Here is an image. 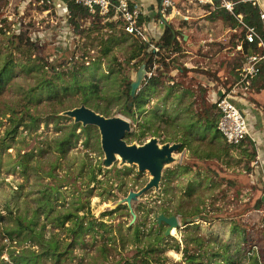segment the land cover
Instances as JSON below:
<instances>
[{
    "label": "rangeland",
    "instance_id": "obj_1",
    "mask_svg": "<svg viewBox=\"0 0 264 264\" xmlns=\"http://www.w3.org/2000/svg\"><path fill=\"white\" fill-rule=\"evenodd\" d=\"M171 1L179 13L165 19L178 33V52L157 51L165 28L151 22L159 19L155 12L140 18L151 22L148 30L155 36L144 40L99 18L95 26L76 19V27L61 0H0V69L9 59L13 64L0 93V247L5 245L0 264H20L15 258L26 251L39 255L34 264H185V251L210 264L264 260V206L254 208L258 198L264 200V69L248 96L253 112L246 121L254 142L246 139L234 147L221 135L215 139L217 129L210 125L219 118L216 93L237 81V70L255 50L238 51L243 31L212 20L210 9ZM153 2L148 13L161 10L158 0ZM260 4L264 8V0ZM142 43L157 56L150 76L145 68L138 93L145 79L154 76L158 82L146 91L142 111L133 118L123 107L127 85L135 80L140 61H146L145 52L130 60ZM81 63L95 65L78 74L76 83L68 74L51 76L57 94L34 89L50 65L66 73ZM90 83L97 87L83 104L84 85ZM94 105L108 111L107 118L120 116L129 123L126 135L132 137H124L129 145L149 138L176 145L178 159L162 165L156 186L136 165L118 159L105 166L98 129H86L68 113L81 106L95 111ZM26 112L35 118L32 125ZM11 116L21 124L7 135ZM63 137L69 142L58 152L56 142ZM186 141L190 150L181 148ZM217 150L218 159L199 158ZM91 175L96 181L91 182ZM191 212L210 220L188 224L185 219L196 215L183 218L179 213ZM160 213L179 220L171 236L163 237L166 226L157 228L153 220ZM68 214L82 218L81 228L74 227L73 216L62 223ZM134 227L140 229L138 242ZM159 229L164 231L155 253L137 255L136 248L153 242ZM50 240L60 243L58 260L43 252V241Z\"/></svg>",
    "mask_w": 264,
    "mask_h": 264
},
{
    "label": "trees",
    "instance_id": "obj_2",
    "mask_svg": "<svg viewBox=\"0 0 264 264\" xmlns=\"http://www.w3.org/2000/svg\"><path fill=\"white\" fill-rule=\"evenodd\" d=\"M64 4H66V9L68 12V19L72 24H75L76 26V19H87L88 20V13L86 11V9H84L83 7L76 5L72 2L66 1V0H61ZM235 15H242L243 16V20L246 24L250 25V26H254L259 33H262V23L258 17V8L252 6L249 3H245V4H239L236 6L235 8ZM158 16V14L156 15ZM211 19H220L222 20L224 23L228 24L229 26H231L232 28L238 27L237 22L235 20V18L231 15H229L226 11L224 10H215L212 11L210 13ZM160 17V15H159ZM142 19L139 20V23H141ZM91 26H95L94 25V21L91 23ZM77 27V26H76ZM164 33L162 34V36L160 37L159 40V44L157 45L156 49L158 52L160 51H179V45H178V41H177V35L178 33L176 31H174L172 29V27L170 26L169 23H165L164 25ZM114 39V38H113ZM110 43H111V39H108L107 41L103 42V49H102V56H106L107 53L109 52V47H110ZM244 50H249V45L244 44L243 45ZM148 45L145 43H142V45L138 48V51L135 53H132L130 60H135L136 58L141 56V53H144L146 61H140L141 63H143L145 65L146 68V72L149 73L151 70V67L154 65V63L156 62L154 60V57L157 56L156 53L153 52V50L148 51ZM250 49H254L255 50V46L253 45L252 47H250ZM93 65H95L94 63H92L91 66H85L81 63V65L79 67H77L76 65H72L69 67V69L67 70L66 73L61 72L58 70V66L52 64L50 65V67L47 69V71H44L45 76L43 75L42 81L35 86L34 89H40V90H44L49 94L55 95L57 94L56 88L57 86H55L53 84V81L51 80V76H56L58 78H61L62 76H65L66 74L70 75L71 80L73 82H77V76L78 74L87 71L88 69H90V67H92ZM13 66L12 64V60L9 59L8 63H5L2 68L0 69V93L2 92L3 86L6 84L8 78L10 77V67ZM149 70V71H148ZM110 73H108L107 75H104L106 78H108ZM259 76V75H258ZM158 82V77H150L149 79H145L144 81V86L143 88L140 90V92L135 96V98L132 101V106L129 107L128 106V101L130 100V96H129V91H130V84L128 83L127 85V92H126V99L127 101L124 103V110L123 112H125V114L129 115L130 117H133V115L136 112H141L142 111V107L144 105L143 99H144V95L146 93L147 90L153 89L155 88L156 83ZM253 83V82H252ZM96 84H88V85H84V89L85 91V96L83 97V104H86V101L88 100V97L90 96V92L92 91V89H96ZM252 87V85H251ZM34 89H32V91H34ZM79 90V89H78ZM133 108H135V111L133 110ZM93 109L96 111V113H99L101 115H104L105 117H108L109 112L101 109L100 107H97L96 105L93 106ZM25 111V110H24ZM25 113V112H24ZM11 115L15 114V111H11L10 113ZM29 117L30 120V124L32 125L33 122L35 121L34 117H31L29 114H26ZM219 117V116H218ZM134 118V117H133ZM218 120V119H217ZM10 122L13 126V128L8 131L7 135H11L14 134L16 132V129L20 126V118H15L14 116H11L10 118ZM76 127V126H75ZM211 130H215V128L217 129V121H216V125H210ZM86 129H90V126H87ZM69 134L73 135V130L69 131ZM220 135V133L218 132V130L215 131L214 137L215 139ZM128 137H132L131 135H125ZM150 136H155V134H151ZM219 139V138H218ZM248 140V139H247ZM69 142V137H63L61 139H58V141L56 142V150L58 152H62L63 148L65 145H68ZM235 147V146H234ZM182 149L183 148H187L190 150V146L186 143L182 144ZM220 150H217L215 152H208L203 154L202 156H200L199 158L201 159H206V160H210V159H218V155L216 154V152H219ZM254 157V155L252 156ZM179 170L182 172H187L189 171V169H187L186 167H179ZM48 175L52 176V173L49 171ZM96 181V177L94 175H91V182ZM262 206H264V200L260 197L258 198V200L256 201L255 204V209H259ZM12 212L10 211V214ZM181 214V216L183 218H187L191 215H196L198 214V212H191L189 214H183V213H179ZM73 215L68 214L63 216V221L69 220V218H71ZM73 217L76 218L75 221V225L74 227H78L81 228L82 226V218L76 217V215H74ZM78 219V220H77ZM16 220L19 223L20 228L23 227L22 222L20 220V217H16ZM30 224V222L28 223ZM88 228H93V224L92 223H88L87 225ZM71 230H75V228L71 229ZM30 231L32 232V230L30 229ZM158 233L153 237V242H148L146 245L143 246L142 249L136 248V254L137 255H142L143 257H148L150 258L151 254L155 253V249H154V245L158 242H160V240L162 239V233H163V229H159L156 230ZM160 232V233H159ZM33 233V232H32ZM133 233H134V240L135 242L139 241V235H140V229L139 227H134L133 229ZM36 237H39V235L36 234ZM12 237L10 236L9 241H12ZM43 252L46 256H54L55 259H59L60 258V243L58 241H54V240H50V241H43ZM5 245H2L0 247V254L2 253V251L4 250ZM57 255V257H56ZM59 255V256H58ZM104 255V254H103ZM217 253H214L213 256H216ZM44 256V255H43ZM104 257H106L104 255ZM200 255L198 254H188L185 251V255H184V263L185 264H210V262L206 261L203 262L202 260L199 259ZM17 263L20 264H34L35 261H37L39 259V255L35 254L32 251H26V253H21L20 255H18L16 258ZM227 261V260H226ZM155 263H157L158 261H154ZM226 264H232L231 262H227ZM248 264H264V260L262 262H259L258 259L254 258L252 261H250V263Z\"/></svg>",
    "mask_w": 264,
    "mask_h": 264
},
{
    "label": "built area",
    "instance_id": "obj_3",
    "mask_svg": "<svg viewBox=\"0 0 264 264\" xmlns=\"http://www.w3.org/2000/svg\"><path fill=\"white\" fill-rule=\"evenodd\" d=\"M86 9L88 21L93 22L95 18L105 25L119 27L125 34L141 37L144 40L150 37L148 26L145 22L139 23L144 16L143 5L138 0H66ZM188 4L205 7L211 11L224 10L233 16L238 28L243 31L242 43L237 45L238 51L244 52V44L255 46V51L246 57V61L237 70L238 79L227 90L220 89L216 100L213 102L219 118L217 130L228 145L238 146L246 139L251 143L254 139L250 133L246 121L249 115V93L253 80L264 69V8L261 0H186ZM249 3L258 8V17L262 23V33L254 27L246 24L242 15H235V8L239 4ZM66 5V4H65ZM162 22H166V15L178 14L175 4L171 0L160 2ZM173 16V15H172ZM165 24V23H164ZM243 50V51H242ZM147 73V76L150 74Z\"/></svg>",
    "mask_w": 264,
    "mask_h": 264
},
{
    "label": "water",
    "instance_id": "obj_4",
    "mask_svg": "<svg viewBox=\"0 0 264 264\" xmlns=\"http://www.w3.org/2000/svg\"><path fill=\"white\" fill-rule=\"evenodd\" d=\"M145 76V65L142 64L136 72L135 80L130 84V101L128 106H132V101L138 94L139 88ZM220 96V93H218ZM79 114L75 122L82 123L84 126H94L98 129L100 135V146L105 157L112 158L115 153L121 157L129 158L130 161H138V169L144 171L146 168L152 173L159 181L160 173L153 162V157H162L167 151H159L155 148L154 140L152 139L148 144L134 145L127 144L124 137L129 132V123L122 117L116 116L107 118L95 111L81 106L74 109ZM72 110V111H74ZM155 139V138H154ZM149 185H151L149 183ZM153 186V185H152ZM209 221L210 219L204 215L187 218L186 223L190 224L193 220ZM153 220L156 222L157 228L163 224L166 229L163 237L171 236L172 230L179 226L177 216H165L164 214H154Z\"/></svg>",
    "mask_w": 264,
    "mask_h": 264
},
{
    "label": "bare ground",
    "instance_id": "obj_5",
    "mask_svg": "<svg viewBox=\"0 0 264 264\" xmlns=\"http://www.w3.org/2000/svg\"><path fill=\"white\" fill-rule=\"evenodd\" d=\"M68 113L74 119H76V117H79V114L77 112H75V110L74 111H70ZM152 139L154 140L155 148L157 150H159V151H167V152L164 153V155L162 157H153V162H154L155 166L157 167L159 173H161V167H162L163 164L170 165V164H173V163H175L177 161L178 158H177V155H176V152H175V146L176 145H174V144H162L161 145L154 138H149L144 144L150 143V141ZM118 159L120 160V162L122 164H131V165L133 164V165H136L138 167V161H130L129 158L121 157L117 153H115L111 159L108 158V157H105V159H104L105 166H109L113 161H117ZM144 171L148 172V174L150 175L149 183L151 185H153V186H156L157 183H158V179L152 173H150V171L147 168Z\"/></svg>",
    "mask_w": 264,
    "mask_h": 264
},
{
    "label": "crops",
    "instance_id": "obj_6",
    "mask_svg": "<svg viewBox=\"0 0 264 264\" xmlns=\"http://www.w3.org/2000/svg\"><path fill=\"white\" fill-rule=\"evenodd\" d=\"M139 2H141V4L143 5V8H144V14L149 18L150 17V15H153V13L152 12H155V16L158 14V16L160 15L159 14V12L158 11H155V9L156 8H154L153 9V11H150L151 13H148V11H146L147 9H150V7L152 6V7H154L153 6V4H154V2L153 1H157V0H138ZM62 2V1H61ZM160 2H161V0H158V7H160ZM62 4L64 5V6H66L63 2H62ZM157 10H158V8H157ZM150 14V15H149ZM161 16V15H160ZM157 17V16H156ZM151 22H153V23H155V24H158L159 26H163V25H165L164 23H166V22H162V20H161V17H159V19H158V21H155L154 22V20H153V18L151 19ZM151 22H149V23H146L147 24V26L149 25V24H151ZM158 22V23H157ZM148 28H149V26H148ZM151 36H153L152 35V33H150V37ZM153 37H155V36H153ZM250 111L251 112H253L252 111V107H251V109H250Z\"/></svg>",
    "mask_w": 264,
    "mask_h": 264
}]
</instances>
